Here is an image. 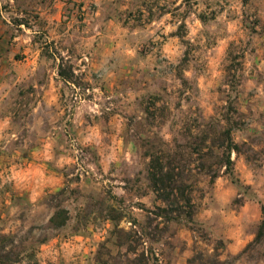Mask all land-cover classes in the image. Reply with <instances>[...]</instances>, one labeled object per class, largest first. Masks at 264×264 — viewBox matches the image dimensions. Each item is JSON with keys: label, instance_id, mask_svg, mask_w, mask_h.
<instances>
[{"label": "rangeland", "instance_id": "rangeland-1", "mask_svg": "<svg viewBox=\"0 0 264 264\" xmlns=\"http://www.w3.org/2000/svg\"><path fill=\"white\" fill-rule=\"evenodd\" d=\"M159 1L0 0V264H264V0Z\"/></svg>", "mask_w": 264, "mask_h": 264}, {"label": "trees", "instance_id": "trees-1", "mask_svg": "<svg viewBox=\"0 0 264 264\" xmlns=\"http://www.w3.org/2000/svg\"><path fill=\"white\" fill-rule=\"evenodd\" d=\"M61 76L65 77L64 72L61 71ZM204 143L207 147V152L204 153V157H212L214 150L220 151V165L226 168V172L231 173L233 161L231 159L232 152H239V146L234 142L232 138V128L223 127L220 131H214L213 134L205 133ZM201 152H204L203 150ZM164 158H156L151 161L150 178L152 187L157 196L165 202L167 205L180 206L182 202L191 205L192 198L186 193V189L190 187L187 181L184 179L180 167H176L173 161L164 163ZM204 166V165H203ZM211 179L217 177L215 171H209ZM167 212L166 209H163ZM192 215L188 218L191 219ZM264 235V220L260 226L257 239ZM248 249V247H247ZM246 249V250H247ZM245 250V252H246ZM220 264H233V262L222 261Z\"/></svg>", "mask_w": 264, "mask_h": 264}, {"label": "crops", "instance_id": "crops-1", "mask_svg": "<svg viewBox=\"0 0 264 264\" xmlns=\"http://www.w3.org/2000/svg\"><path fill=\"white\" fill-rule=\"evenodd\" d=\"M179 2H180V0H179ZM162 3H166V0H163V1L160 0V1H159V5H162ZM176 5H178V1H177V0H175V6H176Z\"/></svg>", "mask_w": 264, "mask_h": 264}]
</instances>
